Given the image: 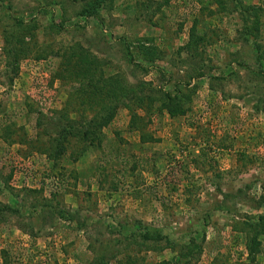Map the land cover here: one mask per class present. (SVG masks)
Listing matches in <instances>:
<instances>
[{
  "label": "rangeland",
  "instance_id": "1",
  "mask_svg": "<svg viewBox=\"0 0 264 264\" xmlns=\"http://www.w3.org/2000/svg\"><path fill=\"white\" fill-rule=\"evenodd\" d=\"M0 264H264V0H0Z\"/></svg>",
  "mask_w": 264,
  "mask_h": 264
},
{
  "label": "trees",
  "instance_id": "2",
  "mask_svg": "<svg viewBox=\"0 0 264 264\" xmlns=\"http://www.w3.org/2000/svg\"><path fill=\"white\" fill-rule=\"evenodd\" d=\"M92 7H96V6L95 5H93V6L88 5L86 7L85 10L87 11L88 14L89 13H92L93 11H95V9H93ZM112 115H113L112 112H109V113H107L106 118L101 117L99 119V122L93 121L92 124L91 123H87L88 124V127L91 126V125H93L95 128L100 129V128L106 126L108 124V122H110V120L112 119ZM94 122H96V123H94ZM86 135H88V133H85L84 132V136H86ZM141 233H142L141 237H142L143 240H145V239L146 240L147 239H151V237H155L153 239H159L161 237V234H155V235H153L147 227H144L141 230Z\"/></svg>",
  "mask_w": 264,
  "mask_h": 264
}]
</instances>
